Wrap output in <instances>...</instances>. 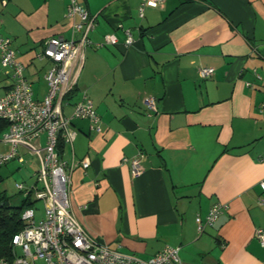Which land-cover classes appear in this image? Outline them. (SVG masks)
<instances>
[{"label":"crops","instance_id":"1","mask_svg":"<svg viewBox=\"0 0 264 264\" xmlns=\"http://www.w3.org/2000/svg\"><path fill=\"white\" fill-rule=\"evenodd\" d=\"M76 1L95 28L63 115L84 92L101 120L99 134L72 120V143L58 147L76 164L69 201L77 223L143 261L170 246L180 264H264L255 237L264 231V0H163L142 17V0ZM68 2L0 0V35L12 40L38 100L46 85L35 54L46 39L71 38ZM107 35L116 45L98 48ZM201 68L212 77L200 79ZM6 89L0 66V96ZM138 153L143 173L132 177L122 160ZM216 203L228 210L199 235L195 217Z\"/></svg>","mask_w":264,"mask_h":264},{"label":"built area","instance_id":"2","mask_svg":"<svg viewBox=\"0 0 264 264\" xmlns=\"http://www.w3.org/2000/svg\"><path fill=\"white\" fill-rule=\"evenodd\" d=\"M162 3L163 0H142L139 16H143L145 8H156ZM65 18L71 23V38L46 39L35 54L37 60L47 61L49 65L44 74L46 92L41 100L34 98L24 67L17 62L16 52L11 47L12 40L0 35V66L5 70L7 81L6 93L0 96V124L4 126L0 144L9 147L7 153L0 154V167L15 159L24 163V158L18 156L21 152L36 158L38 166L34 184L28 188L16 185L29 205L20 216L22 229L12 238L10 257L0 258V264H180L178 247L165 246L147 261L112 250L89 237L70 210V172L76 164L68 165L59 156V144L72 143L75 137L70 129L72 120L87 121L90 130L97 134L101 133V120L84 92L72 105L70 115H63L65 97L75 88L84 50L91 44L88 34L95 28V19L76 0H69ZM125 34V45L129 46L132 41L129 33ZM116 43L115 36L107 35L96 46ZM213 73V68L198 71L202 80L211 78ZM155 104L151 97L144 101L148 117L156 113ZM43 136L44 142L41 141ZM143 160L144 155L138 153L124 158L122 163L128 164L132 177H139L143 173ZM79 165L87 169L89 164L82 161ZM260 186L264 190V183ZM35 201H42L44 205L43 218L38 222L31 208ZM227 210V204L216 203L204 219L197 215V233L203 234ZM255 237L264 247V231L257 230ZM17 249L21 255L17 254Z\"/></svg>","mask_w":264,"mask_h":264},{"label":"rangeland","instance_id":"3","mask_svg":"<svg viewBox=\"0 0 264 264\" xmlns=\"http://www.w3.org/2000/svg\"><path fill=\"white\" fill-rule=\"evenodd\" d=\"M35 65L37 69H40L39 72H42L43 75L46 73L47 66L45 62L36 61ZM42 74H38L39 78H41ZM33 86L34 89L38 91L34 83ZM7 152L8 149H4V147L0 145V154H5ZM18 156L24 158V163H19L15 159L0 167V201L2 200L0 203L5 202L9 207H18L26 199L24 194L16 188V185L18 184L22 185L24 188H28L34 184L36 180L35 172L38 168L36 158L24 152L18 153ZM31 208L35 212V221H40L43 218L44 212L43 202L35 201L31 204ZM17 254L21 255L20 249H17Z\"/></svg>","mask_w":264,"mask_h":264},{"label":"trees","instance_id":"4","mask_svg":"<svg viewBox=\"0 0 264 264\" xmlns=\"http://www.w3.org/2000/svg\"><path fill=\"white\" fill-rule=\"evenodd\" d=\"M77 3L81 4L79 2ZM89 34H88V39H89ZM75 91L76 90L74 88L70 93H68L67 96L65 97V100L67 101L68 98H70L73 94H75ZM1 126H0V132H2L4 127L3 125ZM28 205L29 203H27L26 200L23 201V203L18 207H9L5 202L0 203V258L10 257L12 238L15 235H17L22 229V222L20 216L23 210Z\"/></svg>","mask_w":264,"mask_h":264}]
</instances>
